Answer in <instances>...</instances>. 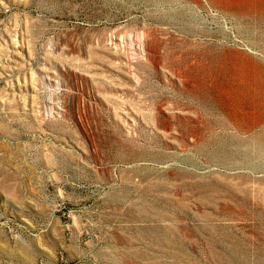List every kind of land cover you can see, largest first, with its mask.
I'll return each instance as SVG.
<instances>
[{
    "label": "rangeland",
    "instance_id": "1",
    "mask_svg": "<svg viewBox=\"0 0 264 264\" xmlns=\"http://www.w3.org/2000/svg\"><path fill=\"white\" fill-rule=\"evenodd\" d=\"M0 264H264V0H0Z\"/></svg>",
    "mask_w": 264,
    "mask_h": 264
}]
</instances>
